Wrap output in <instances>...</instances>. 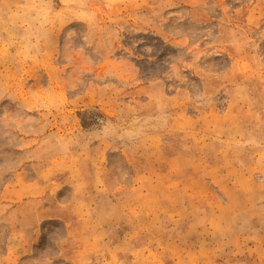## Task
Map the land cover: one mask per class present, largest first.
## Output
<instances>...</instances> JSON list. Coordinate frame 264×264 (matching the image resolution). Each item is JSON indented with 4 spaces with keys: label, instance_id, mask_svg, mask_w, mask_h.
I'll return each instance as SVG.
<instances>
[{
    "label": "rangeland",
    "instance_id": "374dc122",
    "mask_svg": "<svg viewBox=\"0 0 264 264\" xmlns=\"http://www.w3.org/2000/svg\"><path fill=\"white\" fill-rule=\"evenodd\" d=\"M0 264H264V0H0Z\"/></svg>",
    "mask_w": 264,
    "mask_h": 264
}]
</instances>
